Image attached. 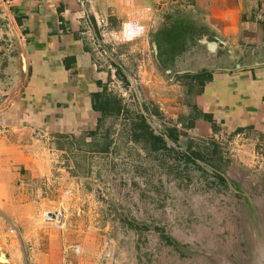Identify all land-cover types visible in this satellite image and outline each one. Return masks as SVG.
Returning a JSON list of instances; mask_svg holds the SVG:
<instances>
[{
  "label": "rangeland",
  "instance_id": "374dc122",
  "mask_svg": "<svg viewBox=\"0 0 264 264\" xmlns=\"http://www.w3.org/2000/svg\"><path fill=\"white\" fill-rule=\"evenodd\" d=\"M167 12L153 52V92L164 93V110L155 98L144 100L140 81L114 59L112 94L122 111L104 118L96 136L83 134L90 144L56 132L25 136L26 153L37 159L42 177L22 194L9 191L10 237L19 245L13 264H264V123H239L226 132L220 126L213 133L187 94L166 100L186 92L196 67L215 69L228 56L218 39L199 41L207 38L194 35L187 9L179 16L188 21ZM105 54L113 59L116 51ZM7 77L0 69V107L10 88ZM174 78L185 85L167 84ZM194 119L201 121L195 129L189 125ZM142 121L166 148L152 150L142 138ZM172 128L178 143L168 137ZM108 143V152H101ZM192 152L203 160L188 159ZM18 201L28 202L34 225L25 221ZM48 212L63 216V225L46 224ZM48 252L51 260L39 258Z\"/></svg>",
  "mask_w": 264,
  "mask_h": 264
},
{
  "label": "crops",
  "instance_id": "0c3cea01",
  "mask_svg": "<svg viewBox=\"0 0 264 264\" xmlns=\"http://www.w3.org/2000/svg\"><path fill=\"white\" fill-rule=\"evenodd\" d=\"M169 9L177 20L185 9L191 12L194 35L207 38L199 41L218 39L228 56L222 57L223 65H215L221 66L219 71L196 67L187 77L186 92L180 90L181 97L166 100L180 101L187 94L202 120L206 121L203 115L212 117L213 133L220 126L226 132L239 123H264V0H0V69L8 74L5 82L10 79L0 107V245L12 261L19 256V245L10 237L9 191L22 194L42 177L37 159L26 153L25 136L32 140L37 132L96 136L104 119L95 109L98 98L120 100L112 94L117 85L111 70L116 68L114 59L117 68L131 69L140 81L136 84L144 100L155 98L164 110V93L153 92L158 83L154 43L164 34L161 21L169 20ZM108 48L119 57L106 56ZM166 80L178 89L185 85L178 78ZM118 97L124 101L125 92ZM200 123L197 120L193 129ZM27 203L17 205L25 221L34 225ZM27 231L21 233L28 236ZM52 257L48 252L39 258Z\"/></svg>",
  "mask_w": 264,
  "mask_h": 264
},
{
  "label": "trees",
  "instance_id": "16d2710c",
  "mask_svg": "<svg viewBox=\"0 0 264 264\" xmlns=\"http://www.w3.org/2000/svg\"><path fill=\"white\" fill-rule=\"evenodd\" d=\"M206 79L209 80V76H206ZM201 87H204V84L202 82ZM95 109H98L103 112L104 118L110 115H118L121 113V105H120V100L116 99H101V97L98 98V105L95 106ZM208 123L212 125V128L215 131V123L212 120V117L210 115H203L202 116ZM196 121V119H194ZM194 121H192L189 125L190 128H193L194 126ZM143 124L139 126V128L142 130L141 135L142 138H145L144 140L150 141L152 144V150L157 151L163 148H166V142L160 137V136H155L148 128L147 124L142 121ZM178 132L176 129H171L168 131V137L174 142L178 143ZM109 144L106 145L105 148H101V152L105 153L108 152L109 150ZM192 161V159H197V160H203L200 156V154L196 152H192L190 156L188 157ZM219 179H222L221 177H218ZM224 182V180H223Z\"/></svg>",
  "mask_w": 264,
  "mask_h": 264
},
{
  "label": "built area",
  "instance_id": "2783aa9c",
  "mask_svg": "<svg viewBox=\"0 0 264 264\" xmlns=\"http://www.w3.org/2000/svg\"><path fill=\"white\" fill-rule=\"evenodd\" d=\"M6 1H9V0H6ZM43 219H44V222L48 225H59V227L63 225V216L61 215L58 217L56 214H51L50 212H48L43 215ZM74 249L76 252L79 251L78 247H74Z\"/></svg>",
  "mask_w": 264,
  "mask_h": 264
},
{
  "label": "water",
  "instance_id": "95a60500",
  "mask_svg": "<svg viewBox=\"0 0 264 264\" xmlns=\"http://www.w3.org/2000/svg\"><path fill=\"white\" fill-rule=\"evenodd\" d=\"M0 264H13L6 250L4 249V247L2 249L1 245H0Z\"/></svg>",
  "mask_w": 264,
  "mask_h": 264
},
{
  "label": "bare ground",
  "instance_id": "6f19581e",
  "mask_svg": "<svg viewBox=\"0 0 264 264\" xmlns=\"http://www.w3.org/2000/svg\"><path fill=\"white\" fill-rule=\"evenodd\" d=\"M51 214H56L58 217L60 216L59 213H56V212H50Z\"/></svg>",
  "mask_w": 264,
  "mask_h": 264
}]
</instances>
